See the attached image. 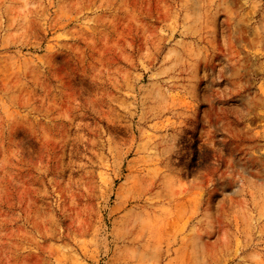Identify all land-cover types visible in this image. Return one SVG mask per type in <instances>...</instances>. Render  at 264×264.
I'll return each instance as SVG.
<instances>
[{"label":"rangeland","instance_id":"374dc122","mask_svg":"<svg viewBox=\"0 0 264 264\" xmlns=\"http://www.w3.org/2000/svg\"><path fill=\"white\" fill-rule=\"evenodd\" d=\"M0 264H264V0H0Z\"/></svg>","mask_w":264,"mask_h":264}]
</instances>
